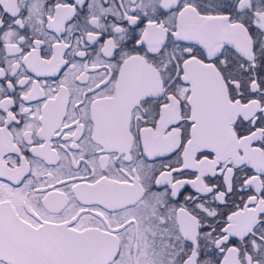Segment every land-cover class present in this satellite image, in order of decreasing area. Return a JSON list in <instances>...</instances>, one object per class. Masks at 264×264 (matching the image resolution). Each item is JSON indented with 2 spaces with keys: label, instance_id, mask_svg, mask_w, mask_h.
I'll return each instance as SVG.
<instances>
[{
  "label": "snow or ice",
  "instance_id": "6c2138e0",
  "mask_svg": "<svg viewBox=\"0 0 264 264\" xmlns=\"http://www.w3.org/2000/svg\"><path fill=\"white\" fill-rule=\"evenodd\" d=\"M0 264H264V0H0Z\"/></svg>",
  "mask_w": 264,
  "mask_h": 264
}]
</instances>
